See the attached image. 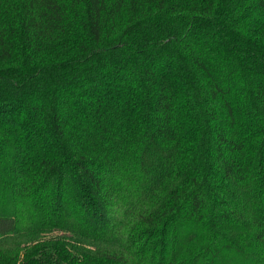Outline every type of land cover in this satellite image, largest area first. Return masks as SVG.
Segmentation results:
<instances>
[{"label": "trees", "instance_id": "trees-1", "mask_svg": "<svg viewBox=\"0 0 264 264\" xmlns=\"http://www.w3.org/2000/svg\"><path fill=\"white\" fill-rule=\"evenodd\" d=\"M0 264H264V0H0Z\"/></svg>", "mask_w": 264, "mask_h": 264}, {"label": "rangeland", "instance_id": "rangeland-1", "mask_svg": "<svg viewBox=\"0 0 264 264\" xmlns=\"http://www.w3.org/2000/svg\"><path fill=\"white\" fill-rule=\"evenodd\" d=\"M59 233V232H58Z\"/></svg>", "mask_w": 264, "mask_h": 264}]
</instances>
